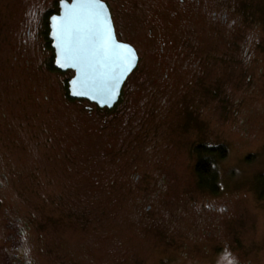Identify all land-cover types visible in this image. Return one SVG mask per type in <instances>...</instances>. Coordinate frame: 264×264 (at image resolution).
<instances>
[{"label": "rangeland", "instance_id": "1", "mask_svg": "<svg viewBox=\"0 0 264 264\" xmlns=\"http://www.w3.org/2000/svg\"><path fill=\"white\" fill-rule=\"evenodd\" d=\"M105 1L140 54L110 111L49 68L56 0H0V264L18 247L28 264H264V0ZM220 143L216 193L195 150Z\"/></svg>", "mask_w": 264, "mask_h": 264}, {"label": "water", "instance_id": "2", "mask_svg": "<svg viewBox=\"0 0 264 264\" xmlns=\"http://www.w3.org/2000/svg\"><path fill=\"white\" fill-rule=\"evenodd\" d=\"M55 67L73 70L68 91L101 108L120 100L129 75L139 65L138 49L117 37L112 11L104 0H62L50 18Z\"/></svg>", "mask_w": 264, "mask_h": 264}, {"label": "trees", "instance_id": "3", "mask_svg": "<svg viewBox=\"0 0 264 264\" xmlns=\"http://www.w3.org/2000/svg\"><path fill=\"white\" fill-rule=\"evenodd\" d=\"M58 1L59 0H56V6L58 5ZM249 6H251V4H249ZM54 11L56 10H52L50 12L48 11V13H46L45 15V18L49 20V17H51ZM247 14H251V13L248 12ZM251 15L253 17V14ZM48 34H49V31L47 32V36H46V44H47L48 49L52 51L49 68L53 72H58L59 70L54 65V62H55L54 51L52 49L51 41L49 39ZM65 91H66V97L68 100L70 101L78 100V99H73L70 96L69 91H68V81H66ZM116 106L114 108H116ZM96 107L98 106L96 105ZM98 108L102 109L100 107ZM106 110L110 111L111 109H106ZM195 152H196L195 154L197 155L196 157L197 164H196V172H195L197 175V181H196L197 184L202 188H205V187L211 188L216 193H219L220 188H219L218 168H219V165L228 158L229 151H228L227 146L221 143L217 145L201 144L196 147ZM258 195H259V199L264 200V187L260 189Z\"/></svg>", "mask_w": 264, "mask_h": 264}, {"label": "flooded vegetation", "instance_id": "4", "mask_svg": "<svg viewBox=\"0 0 264 264\" xmlns=\"http://www.w3.org/2000/svg\"><path fill=\"white\" fill-rule=\"evenodd\" d=\"M59 2V1H58ZM161 2H168V0H162ZM184 8H188V6H189V9L190 10H194V6H195V4H196V2H195V0H179L178 1ZM196 9H197V7H195ZM195 11V10H194ZM219 12L221 13V15L220 16H223V13H222V11H216L215 12V16L216 17H220L218 14H219ZM113 19H114V21H115V27H116V33H117V37L119 38V39H121L120 38V36H119V33H118V27H117V22H116V20H115V15L113 14ZM31 33V27H29V30H28V35ZM121 40H124V39H121ZM126 41V40H125ZM11 223L13 224V225H15V222L13 223V221H11ZM23 226H22V229H21V233H23ZM16 256H17V258L18 259H22V261H19L21 264H28L29 263V261L28 260H26V255H25V250H24V248H21V247H18V249H17V253H16Z\"/></svg>", "mask_w": 264, "mask_h": 264}, {"label": "bare ground", "instance_id": "5", "mask_svg": "<svg viewBox=\"0 0 264 264\" xmlns=\"http://www.w3.org/2000/svg\"><path fill=\"white\" fill-rule=\"evenodd\" d=\"M61 1H62V0H59L58 5H57V9H56L57 11H54L52 15H54V14H58V13L60 12V2H61ZM69 1H70V0H69ZM104 1H105V0H104ZM106 2H107V1H106ZM107 3H108V2H107ZM108 5H109V3H108ZM109 7H110V9H111V11H112V14H113V10H112V8H111L110 5H109ZM50 11H51V10H50ZM46 13H48V12H46ZM222 13H223V12H222ZM52 15H51V16H52ZM223 16H224V14H223ZM50 18H51V17H49V20H48V31H49V34H50ZM114 23H115V21H114ZM49 34H48V36H49ZM49 39H50V37H49ZM50 41H51V39H50ZM124 41H125V40H124ZM127 42H128V41H127ZM129 43H131V42H129ZM131 44H132V43H131ZM133 45H134V44H133ZM51 46H52V41H51ZM136 48H137V47H136ZM52 49H53V48H52ZM53 51H54V50H53ZM138 52H139V51H138ZM139 55H140V54H139ZM54 58H55V52H54ZM139 61H140V58H139ZM54 63H55V62H54ZM59 71H60V70H59ZM72 71H73V70H72ZM134 71H135V70H134ZM134 71H133V72H134ZM60 72H62V71H60ZM73 72H74V71H73ZM133 72H132V73H133ZM132 73L129 75V77L132 75ZM129 77H128V79H129ZM128 79H127V81H128ZM68 81H69V80H68ZM127 81H126V82H127ZM125 84H126V83H125ZM124 86H125V85H124ZM123 88H124V87H123ZM122 93H123V92H122ZM121 97H122V95H121ZM80 100H85V99H80ZM120 100H121V98H120ZM120 100H119V102H120ZM119 102H118V103H119ZM91 103H92V102H91ZM118 103H117V104H118ZM93 104H95V103H93ZM117 104H116V105H117ZM95 105H97V104H95ZM116 105H115V106H116ZM97 106H98V105H97ZM115 106H114V107H115ZM98 107H99V106H98ZM114 107H113V108H114ZM100 108H101V107H100ZM105 108H107V107H105ZM105 108H104V109H105ZM113 108H107V109H113Z\"/></svg>", "mask_w": 264, "mask_h": 264}]
</instances>
